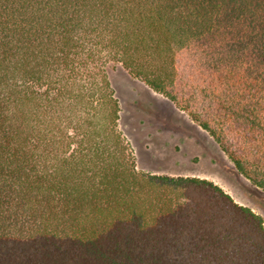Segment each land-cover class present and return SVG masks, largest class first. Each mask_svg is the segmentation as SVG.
Returning <instances> with one entry per match:
<instances>
[{
    "label": "trees",
    "instance_id": "trees-1",
    "mask_svg": "<svg viewBox=\"0 0 264 264\" xmlns=\"http://www.w3.org/2000/svg\"><path fill=\"white\" fill-rule=\"evenodd\" d=\"M121 66L264 191V0H0V264H264V221L138 170Z\"/></svg>",
    "mask_w": 264,
    "mask_h": 264
},
{
    "label": "rangeland",
    "instance_id": "rangeland-1",
    "mask_svg": "<svg viewBox=\"0 0 264 264\" xmlns=\"http://www.w3.org/2000/svg\"><path fill=\"white\" fill-rule=\"evenodd\" d=\"M107 71L121 108L120 129L134 148L138 170L212 181L264 221V191L237 172L207 132L121 66Z\"/></svg>",
    "mask_w": 264,
    "mask_h": 264
}]
</instances>
